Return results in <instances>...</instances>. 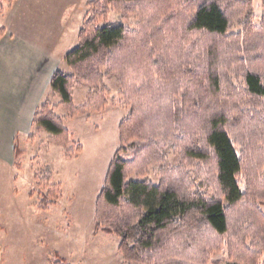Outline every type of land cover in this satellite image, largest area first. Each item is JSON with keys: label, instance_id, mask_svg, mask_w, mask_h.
I'll use <instances>...</instances> for the list:
<instances>
[{"label": "trees", "instance_id": "16d2710c", "mask_svg": "<svg viewBox=\"0 0 264 264\" xmlns=\"http://www.w3.org/2000/svg\"><path fill=\"white\" fill-rule=\"evenodd\" d=\"M14 1L0 0V10ZM111 13L136 22L110 23ZM254 19L253 0L87 2L64 57L70 73L54 72L50 90L71 118L100 113L103 80L118 77L128 113L95 200L93 234L115 237L127 264H264V14ZM83 85L92 90L75 106ZM54 108L40 105L32 126L62 144L72 133ZM168 145L177 165L163 162ZM156 164L157 184L148 178ZM48 178L37 176L38 191L29 192L41 212L61 195ZM49 264L68 263L53 252Z\"/></svg>", "mask_w": 264, "mask_h": 264}, {"label": "rangeland", "instance_id": "374dc122", "mask_svg": "<svg viewBox=\"0 0 264 264\" xmlns=\"http://www.w3.org/2000/svg\"><path fill=\"white\" fill-rule=\"evenodd\" d=\"M88 1L15 0L0 10V29L4 31L0 37V58L10 67L9 77L41 74L44 81L52 69L69 74L64 57L77 45ZM263 14L264 0H253L254 23ZM117 21L132 27L136 19L121 20L111 13L108 22ZM241 29V24L233 23L232 32ZM20 63L26 64L19 67ZM51 77L42 93H38V99L33 96L34 102L36 99L38 102L35 110L49 101L64 127L72 133L67 142L56 143L48 132L32 126V120L29 125L13 123L11 112L16 109L0 106V113L6 115L0 125L7 126L8 133L6 149H1L4 138L0 141V264H49L53 252L68 264H127L117 250L115 237L93 234L95 200L119 146L118 125L128 113L119 103L118 77L107 74L103 80L108 89V104L103 112L72 118L59 106L60 96L50 90ZM91 90L87 85L75 87L74 105L81 106ZM16 95L19 97V93ZM77 146L82 151L68 158ZM162 153L165 164L179 162L169 145ZM159 166H152L148 176L155 184ZM46 170L51 173L47 175ZM43 175L49 176L48 183L57 185L61 191L56 205L47 212L38 210L37 194L29 198L32 189L38 191L37 176L40 180ZM262 211L264 214V207Z\"/></svg>", "mask_w": 264, "mask_h": 264}, {"label": "crops", "instance_id": "0c3cea01", "mask_svg": "<svg viewBox=\"0 0 264 264\" xmlns=\"http://www.w3.org/2000/svg\"><path fill=\"white\" fill-rule=\"evenodd\" d=\"M37 55H35L36 57ZM39 62L35 64L37 66ZM23 64L26 63H20L19 67L23 66ZM46 64H50V61ZM54 70H51V75L48 76V78L44 81H42L41 74L40 75H32V74H25V75H19V76H11L9 77L10 73V67L8 63L3 60V58H0V106L5 107H14L16 111L11 112L14 114V120L13 123H20V124H27L31 122L33 113L35 111V108L37 105V99L39 94L42 93L44 90V86L48 84L49 78L52 76V73ZM24 80V81H23ZM16 81L19 82L20 85L16 83ZM21 82V83H20ZM19 89H18V88ZM28 91V93H27ZM19 93V97L16 94ZM25 93V94H24ZM33 96H36V102L33 100ZM2 108V107H0ZM7 114V113H6ZM6 116L5 113H0V122L2 120V117ZM11 121V120H10ZM7 123V121H4ZM1 126V125H0ZM7 126L4 125L0 128V141L5 140L4 143L1 144V149L7 148V138L8 133L6 132ZM18 132V131H16ZM15 132V133H16ZM15 135V134H14Z\"/></svg>", "mask_w": 264, "mask_h": 264}]
</instances>
